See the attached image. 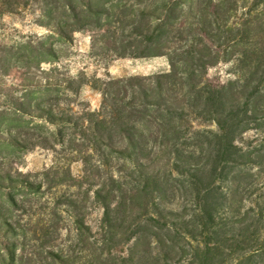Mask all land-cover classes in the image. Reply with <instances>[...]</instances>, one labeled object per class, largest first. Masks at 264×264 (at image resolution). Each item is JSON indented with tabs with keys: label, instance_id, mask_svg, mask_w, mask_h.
Instances as JSON below:
<instances>
[{
	"label": "trees",
	"instance_id": "1",
	"mask_svg": "<svg viewBox=\"0 0 264 264\" xmlns=\"http://www.w3.org/2000/svg\"><path fill=\"white\" fill-rule=\"evenodd\" d=\"M171 4L157 0L142 10L130 6L131 22L118 21L114 32L102 19L96 23L115 54L164 57L170 67L108 83L106 116L91 115L86 136L104 166L117 156L131 167L128 173L118 169L124 177L110 176L112 188L96 193L103 210L98 231L76 216L69 246L59 244L60 229L44 227L32 232L36 245L29 247L31 232L22 233L21 244L10 242L8 236L20 235L6 218L1 264H264L255 261L264 256V192L253 202L257 210L243 213L249 189L257 180L264 182V0H177L175 10ZM127 11L123 6L121 15ZM5 12L12 13L0 7V16ZM48 17L63 37L66 13L48 6ZM212 36L223 37V60L230 67L222 89L205 82V42ZM128 45L142 51L133 53ZM38 57L31 50L13 58L11 66L41 71L47 58ZM55 87L58 82L41 86L44 92ZM36 109L42 113L0 109V158L6 150L12 155L36 147L35 119L54 127L71 125L41 104ZM195 124L215 125L217 131L197 130ZM252 134L263 137L261 149L254 147ZM31 189L11 172L0 173V191H9L5 205L10 208L21 210L11 192ZM251 212L255 217L247 225Z\"/></svg>",
	"mask_w": 264,
	"mask_h": 264
},
{
	"label": "rangeland",
	"instance_id": "2",
	"mask_svg": "<svg viewBox=\"0 0 264 264\" xmlns=\"http://www.w3.org/2000/svg\"><path fill=\"white\" fill-rule=\"evenodd\" d=\"M141 1L143 5L133 0H0L1 8L12 11L0 16V109L16 108L24 112V108H33L42 113L36 109L41 104V108L50 111L53 118L63 117L71 121L69 126L54 127L35 119V135L40 138L34 140L36 147L12 155H7V150L1 153L0 173L11 172L15 180L29 182L32 189L11 192L21 210L5 205L9 191H0V238L2 221L6 218L11 219V227L20 235L8 236L10 242L21 244L22 233L31 232L27 237L29 247L36 245L32 232H40L44 227L60 229L62 240L59 244L69 246L74 239L76 216L86 219L93 232L98 231L103 210L96 200V193L104 186L106 190L112 188L110 176L124 177L118 169L128 173L131 167L128 162L116 159L117 156L110 157L109 165L104 166L86 136L91 115L106 116L108 109L104 105V93L112 91L107 87L108 83L149 77L170 69L164 57L136 58L130 52L122 54V48H119L122 56L115 54L111 51L114 45L111 39L102 37L105 31L95 28L97 20L102 19L103 25L109 23L112 25L109 29L114 32L118 21L131 22L130 6L142 10L157 0ZM162 1L168 4L170 0ZM171 1L170 8L175 10L173 5L177 0ZM125 5L129 11L121 15ZM48 6L58 7L60 12L66 13L61 21L63 37L58 34L55 22L48 17ZM126 33L131 35L130 30ZM222 40L223 37L212 36L205 42L209 62L205 82L211 88L222 89L229 79L230 67L223 60ZM128 47L133 53L142 51L134 45ZM31 50L36 57L46 55L47 63L42 65L41 71L29 73L11 66L16 62L13 58L29 55ZM45 81L58 82L59 87H55L58 90L44 92L41 86ZM194 128L217 131L215 125L208 124H195ZM252 137L254 147L261 149L258 144L263 137L256 134ZM249 171L257 173L256 169L245 172ZM257 181L249 189V201L243 213L254 208L253 202L263 195L264 182ZM254 217L255 213L251 212L247 225L253 223ZM261 227L264 228V223ZM262 257L255 261L264 263ZM228 264L235 262L230 260Z\"/></svg>",
	"mask_w": 264,
	"mask_h": 264
}]
</instances>
